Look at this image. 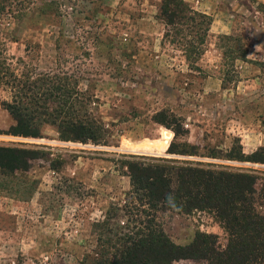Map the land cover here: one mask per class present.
Instances as JSON below:
<instances>
[{
  "label": "rangeland",
  "instance_id": "rangeland-1",
  "mask_svg": "<svg viewBox=\"0 0 264 264\" xmlns=\"http://www.w3.org/2000/svg\"><path fill=\"white\" fill-rule=\"evenodd\" d=\"M182 1L212 20L203 36V24L167 25L163 0H0V147L31 153L26 170L0 169V264H88L108 209L128 201L133 157L248 175L264 217V0ZM43 75L98 120V142L64 140L50 124L37 138L6 134L12 77L30 95L25 80ZM172 142L197 156L169 153ZM156 216L175 246L200 233L214 236L216 251L227 245L212 212ZM132 220L120 211L109 223L130 229Z\"/></svg>",
  "mask_w": 264,
  "mask_h": 264
},
{
  "label": "trees",
  "instance_id": "trees-1",
  "mask_svg": "<svg viewBox=\"0 0 264 264\" xmlns=\"http://www.w3.org/2000/svg\"><path fill=\"white\" fill-rule=\"evenodd\" d=\"M161 13L169 26H174L176 21L193 22V27L205 25L201 34L198 31L200 36L207 32L212 22L207 15L186 8L182 0H163ZM184 44L192 45L186 41ZM12 78L11 100L1 103L14 122L6 134L37 138L41 136V127L50 124L67 141L98 142L102 138L98 120L82 102L71 98L68 87L56 76L43 75L25 80L30 95L19 91L18 78ZM162 123L171 124L169 121ZM179 132V129L175 130V138ZM179 147L172 142L168 152L197 156L194 146L183 145L178 150ZM30 154L25 149L0 147V169L9 173L26 170ZM235 159L245 161L249 157L241 154ZM124 164L130 178L128 201L122 208L112 206L108 209L106 220L99 224L100 232L105 235L102 249L89 257L88 264H170L180 260H204L207 264L263 262L264 217L255 211L251 177L213 170L209 164L199 162L145 161L133 157ZM174 209L212 212L228 232L225 249L216 251L212 247L214 236L202 233L186 246L173 245L156 222V214ZM120 211L134 217L130 229L128 224L124 228L109 223V219L118 218Z\"/></svg>",
  "mask_w": 264,
  "mask_h": 264
}]
</instances>
